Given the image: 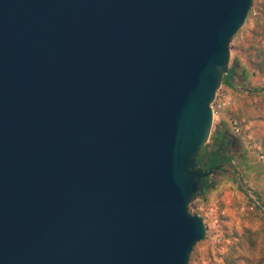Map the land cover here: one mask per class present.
I'll list each match as a JSON object with an SVG mask.
<instances>
[{"label": "water", "instance_id": "water-1", "mask_svg": "<svg viewBox=\"0 0 264 264\" xmlns=\"http://www.w3.org/2000/svg\"><path fill=\"white\" fill-rule=\"evenodd\" d=\"M252 2L0 0V264L189 263Z\"/></svg>", "mask_w": 264, "mask_h": 264}, {"label": "rangeland", "instance_id": "rangeland-1", "mask_svg": "<svg viewBox=\"0 0 264 264\" xmlns=\"http://www.w3.org/2000/svg\"><path fill=\"white\" fill-rule=\"evenodd\" d=\"M257 22L253 6L229 44V69L236 66L237 73L232 86H223L230 89L226 94L230 106L213 117L204 148H212L219 123L221 134L235 137L231 120L239 124L244 139L235 137L239 144L236 152L224 144L230 167L212 176L211 187L189 205L190 213L198 214L207 224L208 235L195 244L188 264H264V162L259 160L260 154L264 156V73L257 65L264 62V35L253 34Z\"/></svg>", "mask_w": 264, "mask_h": 264}, {"label": "trees", "instance_id": "trees-1", "mask_svg": "<svg viewBox=\"0 0 264 264\" xmlns=\"http://www.w3.org/2000/svg\"><path fill=\"white\" fill-rule=\"evenodd\" d=\"M253 6H255L257 20H258V22L256 24H257V27H259V28H257V27L255 28L253 34L255 36L256 35L263 36L264 35V26H263L264 25V0H253L252 7ZM252 7H251L249 13L252 11ZM249 13H248V15H249ZM257 65L260 66L259 67L260 72L264 73V62L259 63ZM235 68H236V66L230 67V69L228 70V73L223 78L222 84H227L229 86H232L233 77H235L237 74ZM262 89H264V88H261V90ZM225 138L226 137L223 134H219V133L212 137V148L208 151L206 150V148H203L202 150H200L195 155L196 168L198 166H204V162H206V161L208 162V166L212 167L215 163L219 162V160L224 158V156L222 155V152H221L222 151L221 145L224 144ZM205 147H207V146L205 145ZM239 186H240V189L244 191L243 183H242V180H240V179H239ZM203 193H200L198 191L193 196L192 201ZM191 214H195V213H191Z\"/></svg>", "mask_w": 264, "mask_h": 264}, {"label": "flooded vegetation", "instance_id": "flooded-vegetation-1", "mask_svg": "<svg viewBox=\"0 0 264 264\" xmlns=\"http://www.w3.org/2000/svg\"><path fill=\"white\" fill-rule=\"evenodd\" d=\"M225 142L224 144H228L231 146V151L232 152H236V147L239 146L238 144V140L237 138L233 137L232 135L229 136H225ZM222 144V143H221ZM224 144H222L221 148H222V155L224 156V158H222L221 160H219V162L215 163L212 167L208 166V162H204V166H198L197 169H201V170H208V169H212V174L204 179L201 180L200 184H199V192L200 193H205L207 189H209L211 187V180L210 178L214 175L220 174L222 172H226L228 170V166L230 167V159L229 156L226 155V152L223 151V147Z\"/></svg>", "mask_w": 264, "mask_h": 264}, {"label": "built area", "instance_id": "built-area-1", "mask_svg": "<svg viewBox=\"0 0 264 264\" xmlns=\"http://www.w3.org/2000/svg\"><path fill=\"white\" fill-rule=\"evenodd\" d=\"M228 106H230V102L229 99L227 97L226 94H224L221 89H219L216 93L215 99L213 101V103L211 104L212 110H213V117L215 116V114H217L220 110L227 108ZM230 127H231V131L232 134L238 138V140L243 141V135H242V130L239 126V124L235 121V120H231L230 121ZM259 160L264 162V156L263 155H259ZM201 217V216H200ZM202 219V218H201ZM203 221V220H202ZM217 221L214 222V224H216ZM204 223V222H203ZM207 226V224H206ZM205 226V227H206ZM209 226V225H208ZM208 235V231H206V235Z\"/></svg>", "mask_w": 264, "mask_h": 264}, {"label": "crops", "instance_id": "crops-1", "mask_svg": "<svg viewBox=\"0 0 264 264\" xmlns=\"http://www.w3.org/2000/svg\"><path fill=\"white\" fill-rule=\"evenodd\" d=\"M224 86V84H222V87H221V91L224 93V94H229L230 93V89H229V87L227 86V85H225V87H223ZM219 125H220V123H219ZM218 125V128H217V132L219 133V134H221V132H220V126ZM244 181V180H243Z\"/></svg>", "mask_w": 264, "mask_h": 264}]
</instances>
